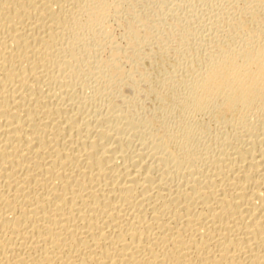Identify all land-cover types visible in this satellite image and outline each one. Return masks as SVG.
Returning a JSON list of instances; mask_svg holds the SVG:
<instances>
[{
    "label": "bare ground",
    "instance_id": "6f19581e",
    "mask_svg": "<svg viewBox=\"0 0 264 264\" xmlns=\"http://www.w3.org/2000/svg\"><path fill=\"white\" fill-rule=\"evenodd\" d=\"M115 3L0 0V264H264V41L200 65L186 109L241 122L198 150L85 93Z\"/></svg>",
    "mask_w": 264,
    "mask_h": 264
},
{
    "label": "rangeland",
    "instance_id": "374dc122",
    "mask_svg": "<svg viewBox=\"0 0 264 264\" xmlns=\"http://www.w3.org/2000/svg\"><path fill=\"white\" fill-rule=\"evenodd\" d=\"M115 2L118 3H115L117 10L106 18L113 31L107 37L102 34L103 43L100 41L98 47H94L96 55L93 53L92 56L93 59L97 56L100 67H93V78L88 79L92 82L87 81L90 87L84 88L85 93L123 94L130 112L127 111V115L134 114L132 118H138L137 121L148 123L153 120L167 130H176L185 123L192 129L196 149L216 144L222 139L223 129L229 130L241 120L220 103L200 112L189 110L190 107L186 109L185 93L199 68L211 62L213 57L222 55L225 49L234 48V44L237 48L249 39L264 41V0ZM114 51L119 53L115 55ZM253 105L246 110L245 118L264 117V105L259 108L256 103Z\"/></svg>",
    "mask_w": 264,
    "mask_h": 264
}]
</instances>
